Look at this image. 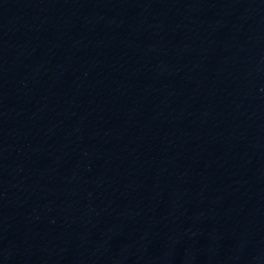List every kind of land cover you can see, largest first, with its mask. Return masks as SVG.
<instances>
[{
    "label": "water",
    "instance_id": "95a60500",
    "mask_svg": "<svg viewBox=\"0 0 264 264\" xmlns=\"http://www.w3.org/2000/svg\"><path fill=\"white\" fill-rule=\"evenodd\" d=\"M0 264H264V0H0Z\"/></svg>",
    "mask_w": 264,
    "mask_h": 264
}]
</instances>
